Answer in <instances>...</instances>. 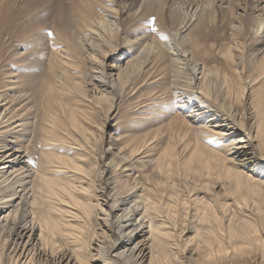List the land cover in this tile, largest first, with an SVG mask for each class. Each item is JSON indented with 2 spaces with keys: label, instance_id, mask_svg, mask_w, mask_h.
I'll use <instances>...</instances> for the list:
<instances>
[{
  "label": "bare ground",
  "instance_id": "bare-ground-1",
  "mask_svg": "<svg viewBox=\"0 0 264 264\" xmlns=\"http://www.w3.org/2000/svg\"><path fill=\"white\" fill-rule=\"evenodd\" d=\"M63 1L55 0V7L61 9ZM109 1L97 5L98 0H74L68 12L62 11L59 17L53 56L41 81L35 87L21 84L16 95L6 80L0 91V264L264 261V172L259 170L264 169V155L254 144L257 138L264 142V79L261 94L253 91L257 116L250 127L241 121L239 129L222 115H209L212 112L208 108L199 106L181 122L179 116L170 120L171 138L166 144L161 124L143 134L105 140L116 99L135 90L133 84L150 63L167 55L173 73L202 74L200 78L209 73L207 65L192 56L205 52L203 29L214 22L218 12L214 0H199L179 4L176 14L168 19L165 0H140L144 4L148 1L142 10L145 14L156 13L153 7L159 4V22L168 19L174 33L167 38L142 30L126 35L125 43L130 46L122 55L117 53L122 15ZM16 2L6 0L0 5V24H6L12 12L15 15L10 23H26L28 6L33 7L36 0H23L14 10ZM121 5L124 10L125 2ZM230 26L237 34L245 30L240 21L231 20ZM251 28L255 34L264 33V18ZM219 50L229 62L235 61L232 45L220 46ZM256 64L264 77V55ZM227 81L228 91L236 90L239 98L245 96V82L238 80L235 86ZM88 86L95 93L90 94ZM201 88L212 93L209 86ZM36 103H40L41 112ZM187 103L177 107L185 109ZM97 108L106 111L102 122L95 119ZM27 113L35 118L41 114V121L37 119L40 125H34L40 127L36 166L30 163L24 144L19 147L13 144L15 138L8 139L20 131L25 133L26 122L19 121H25ZM12 119L19 123L11 127ZM179 124L186 135L208 129L227 144L212 148L197 135L188 155L181 158L175 139L180 136ZM100 142L102 153L99 162L93 164L90 158ZM21 174L31 178L30 188L22 182L25 177L17 179ZM24 202L28 207H22ZM233 254L238 256L233 259Z\"/></svg>",
  "mask_w": 264,
  "mask_h": 264
},
{
  "label": "rangeland",
  "instance_id": "rangeland-1",
  "mask_svg": "<svg viewBox=\"0 0 264 264\" xmlns=\"http://www.w3.org/2000/svg\"><path fill=\"white\" fill-rule=\"evenodd\" d=\"M5 1L6 0H0V5L4 4ZM21 1L23 2V0H17V4L15 3L14 5L16 7L13 8L14 10L17 9V6ZM54 1L55 0H36V4L33 7L28 6L30 11L25 15V19L27 17L29 18H27L28 20H26L25 24L20 23V21L17 23L16 21L10 23V21H12L13 19V15H15L13 12L9 16L10 20L6 24H0V91L3 89L6 80H9L8 83L11 82L10 87L13 89L12 91L11 89H8V92L11 91V93H15L16 95H18L21 84H26L27 87H30L31 85L32 87H35V83H39L46 74L51 56H53L51 55L52 48L54 46L53 35L56 33V29H59V17L61 16L62 11L64 13L66 11L68 12V9L71 8V4L74 0H64L63 2L67 5L64 4L61 9L59 8V6L58 9L55 7L56 4ZM198 1L199 0H165V8L168 10V13L166 14L168 16V19L176 14L174 12H177V6L179 4H188ZM101 2H103V0H98L97 5H100ZM124 2L125 9L123 10V5L121 4H124ZM139 3L142 4L143 1H109V5L113 6V8H118L120 13L119 15H122L120 19L123 23V30H121V32L123 31L124 34H122V32L118 40L119 50L117 51V53L119 54L124 55L130 46V43H125L126 40L124 39V37L126 35L138 34L139 30H142L141 32H146L149 35H152L153 33L162 34L166 38L174 33L172 30L173 26L168 19L164 21H162L163 19H161V21L159 22L158 16L161 17V13H159L158 16L156 15L157 12L162 11L159 10L161 9L159 4H155L153 7L154 9H156V13L153 12L145 14V12L142 10L143 6H145L146 3H143L144 5H142L138 9V11H136L138 7L137 5ZM214 4L218 9V12L216 13L217 18H215L214 22H208V24L203 29V50L205 52H203L202 55L198 57L196 55L192 56V58H196L195 60H198L199 58V62H204L212 73L208 70L209 73L207 72V74L209 75L206 74V76H203L202 78H200L202 74H198L197 76L193 74L180 75L178 73H173L170 66V57L167 55L162 60L150 63L146 67L145 73H141L140 75H138L139 77H137L136 79V84H133L135 90L131 92L129 96L124 95L123 97H118L116 99L115 107L109 114L110 116L108 118V125L106 126L105 130V140L117 139L121 136H126L128 133L143 134L145 132H148L151 128H154L155 126L161 124L165 127L163 144H166L171 138V131L169 127L170 120L174 117L176 118L177 116H179L178 118L181 122L185 114L187 115L193 109L199 106L204 107L202 109L208 108V110L212 112L208 113L209 115L213 113L222 115L230 123L235 124L236 126H238V128L240 127L239 129H241L239 122L246 121L250 127V123H252V121H255L257 112L252 103L253 91L256 90L255 92L261 94V84H263L264 79L263 75L260 74L261 72L256 64L257 59L261 58V56L264 55V33L255 34L254 32H252L251 27L256 24L259 19L264 18V0H214ZM128 7L132 8L128 10ZM231 20L236 22L240 21L244 24L245 30L243 31V33L237 34L234 32V30L230 26ZM143 25H145L146 27ZM161 25L163 26L161 27ZM42 33H45L44 35L46 36L44 40L41 39L44 36ZM49 33H51V35H49ZM41 40L42 42L40 43ZM208 42H210L211 48ZM227 44L232 45L233 47L235 61L229 62L219 50L220 46L222 48V46H225ZM206 46H208V50L206 49ZM17 52H20V54H17ZM213 69L215 72L213 71ZM76 74L78 75V72ZM227 79L228 83L235 86L238 85V80H240L242 83L245 82V86L247 85L245 96L239 98V96L237 97V94L235 93L236 90L228 91L226 84ZM185 83L187 84V88ZM183 84L184 86H182ZM223 84L226 85L224 86ZM193 85L195 88L193 87ZM208 86L212 89L211 94H207L201 88ZM88 88L90 90V94L95 93V91L91 90L93 88L92 86H88ZM178 88L180 91L178 90ZM262 91V93L264 94V88L262 89ZM174 92H176L177 94ZM36 98H38V96ZM188 99L191 100L190 103L187 101ZM180 103H187V106L185 107L186 110L181 107H177L180 105ZM36 105L41 112L40 103H36ZM17 107L20 108V105L17 104ZM97 111L98 112L95 119L98 122H102L105 117L106 111L99 108H97ZM40 116L41 114L38 113L35 118L33 117V115H29L27 113V115L25 116L26 120L19 121L20 123L26 122L25 133L20 131V133H22L24 136L22 135L21 138L16 137L20 133L8 136V139H10L11 141H14L16 139L14 141L15 143L13 144H16L19 147L21 145H25V150L26 148H28V150L24 152H28L30 159H32L31 161H34H30L33 166H36L39 160L38 150L36 149H38L40 145L39 133L37 132V128L39 129L40 127L34 125H40ZM207 118L208 116H206L203 120L206 121ZM15 119H12L10 121L12 122L11 127L19 123L18 121L13 123ZM37 119H39L40 121ZM33 120H36L38 124L34 122V124L32 123L33 125H31V127L30 124L27 123L33 122ZM192 125L200 126L201 124L192 123L191 126ZM27 126L30 128H27ZM179 126H181V124H179ZM182 126L181 128H178L180 136L177 135L175 138L178 142L181 158H185V156L188 155V153L190 152L189 149L193 146V142L195 141V137L197 135H199V138L203 142V144L212 148L218 149L223 144H227V142L222 143V139H218L214 134L210 133L208 129H205L200 133H198L197 131H195V133L193 131L191 133L188 132L189 134L186 135V133H183L185 132V130ZM19 128H21V126L16 130H19ZM249 131L251 132V130ZM34 132L36 134H33ZM252 135H255V132L253 130ZM189 139H191V141H189ZM34 141L36 142V144ZM259 141V138H257V140L254 141V144L256 145L258 153L260 152L259 154L264 155V142ZM257 144H260V146L257 147ZM35 147L37 148L35 149ZM102 148L103 145L102 142H100L96 150L97 152L94 151L90 158L93 164L99 160L98 157L102 153ZM70 150H73V148H70ZM259 170L260 172H264L263 168ZM135 175H138V173H136ZM19 176L17 177V179L19 178L20 180L25 177L24 174H21V177ZM26 177L23 179V181H21L24 183L26 182L25 184L28 183L27 187L30 188L29 185H31V182L29 183L28 179L31 180V178ZM196 178L199 179L200 177L197 176ZM192 179L190 180L193 181ZM12 180L13 178H11V181ZM203 180L205 179L203 178ZM180 183L181 181L178 180V184ZM12 192L13 190H11V192H9L8 194H11ZM30 194L31 191L29 192L28 199H30ZM24 205L28 207V204H25V202L22 205L23 208L25 207ZM20 211L22 212V209ZM21 212L18 214L20 217ZM95 220L96 221L94 228H97V216H95ZM237 256V254H233V259ZM258 261L260 262H256L253 264H264V261H262L261 258H259ZM232 262V264H236L235 261Z\"/></svg>",
  "mask_w": 264,
  "mask_h": 264
},
{
  "label": "snow or ice",
  "instance_id": "snow-or-ice-1",
  "mask_svg": "<svg viewBox=\"0 0 264 264\" xmlns=\"http://www.w3.org/2000/svg\"><path fill=\"white\" fill-rule=\"evenodd\" d=\"M49 35H51V33H49Z\"/></svg>",
  "mask_w": 264,
  "mask_h": 264
}]
</instances>
